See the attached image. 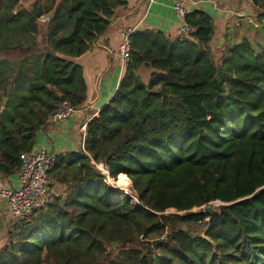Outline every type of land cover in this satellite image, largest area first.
<instances>
[{
	"label": "trees",
	"instance_id": "1",
	"mask_svg": "<svg viewBox=\"0 0 264 264\" xmlns=\"http://www.w3.org/2000/svg\"><path fill=\"white\" fill-rule=\"evenodd\" d=\"M243 1L264 24V0ZM18 2L0 0L2 176L18 172L62 102L84 107L78 61L127 7ZM43 15L50 20L40 25ZM184 22L187 37L130 36L125 73L86 124L83 148L50 166L65 196L19 221L0 264H264V44L226 40L217 62L211 16L193 11ZM100 164L111 184L131 183L138 204L107 184Z\"/></svg>",
	"mask_w": 264,
	"mask_h": 264
},
{
	"label": "crops",
	"instance_id": "2",
	"mask_svg": "<svg viewBox=\"0 0 264 264\" xmlns=\"http://www.w3.org/2000/svg\"><path fill=\"white\" fill-rule=\"evenodd\" d=\"M213 3H216L215 7ZM250 6L249 2L243 0H199L197 6L188 5V10L204 11L211 16L217 32L216 42L214 40L212 44H218L216 47L223 44L224 47L229 36L226 18H230L224 12L233 9L244 14ZM182 24L167 0H156L151 5L147 0H127V7L117 13L109 31L78 61L83 67L87 86L84 107L65 121L49 123L45 130L37 134L33 152L44 150L49 155H58L82 147L86 124L110 101L125 73L118 59L123 30L136 28L138 31L151 30L167 37L183 38L180 33ZM19 186L18 172L11 176L0 174V190L18 189ZM50 189L57 194L52 186ZM18 223L9 212L5 199L0 198V251L8 242L9 232Z\"/></svg>",
	"mask_w": 264,
	"mask_h": 264
},
{
	"label": "built area",
	"instance_id": "3",
	"mask_svg": "<svg viewBox=\"0 0 264 264\" xmlns=\"http://www.w3.org/2000/svg\"><path fill=\"white\" fill-rule=\"evenodd\" d=\"M149 5L156 0H147ZM172 11L183 22L180 33L187 37L192 33V29L184 22L185 16L189 13L188 5H196L199 0H167ZM233 1V0H232ZM23 0H19L18 5H22ZM214 7L216 3H213ZM231 19L243 18L245 14H240L233 9L226 10ZM16 14V10L13 11ZM49 15H43L38 19V24H47ZM136 28H126L121 32V41L118 50V59L123 70L130 59V36ZM77 110L68 102H62L58 110L49 119V123H60L70 118ZM84 142V139H83ZM83 148V144H82ZM55 155H49L44 150L38 152H23L20 154V167L18 170V189L0 190V198L5 199L9 212L16 221H27L36 212L47 210L53 204V193L50 189L51 183L48 179L50 166ZM104 174H107L103 171Z\"/></svg>",
	"mask_w": 264,
	"mask_h": 264
},
{
	"label": "rangeland",
	"instance_id": "4",
	"mask_svg": "<svg viewBox=\"0 0 264 264\" xmlns=\"http://www.w3.org/2000/svg\"><path fill=\"white\" fill-rule=\"evenodd\" d=\"M32 2L33 0H23L21 8L28 10L31 7ZM245 11L246 13H244L245 16L243 18H238V19L226 18V28L228 27L227 31L229 33V36L226 38V40L237 42L243 38H246L250 40L253 44L254 43H258L260 45L264 44V24L263 22L262 23L258 22V15H259L260 10L256 7L255 8L251 7V8L246 9ZM216 39H217V32L215 33V36H214L215 42H216ZM218 40H221V39H218ZM216 46H218V44L216 43L212 44L214 51H216V54H215L216 61L219 62L220 53L222 52V49L224 47H223V44L220 45V47H216ZM96 168L100 170L102 174H104L103 172L105 171L104 167H102L103 171L102 169L98 168V165L96 166ZM104 175H106L107 184L112 189L114 190L117 189L118 192L132 197V202L134 204H138L135 196H133L131 183H130V186H131V190H130L128 183H124L126 185L122 183H116L113 185L108 181L107 174H104ZM52 187L55 193H57L58 195H62V197L65 196L64 188L55 186L54 184L52 185ZM213 205L217 207L220 204L217 202V203H214ZM197 210L198 209H194L193 211L195 212ZM169 213L176 214L174 210H169ZM21 222H27V221H21ZM118 247L119 245L117 244V247L116 248L112 247V249H117Z\"/></svg>",
	"mask_w": 264,
	"mask_h": 264
},
{
	"label": "water",
	"instance_id": "5",
	"mask_svg": "<svg viewBox=\"0 0 264 264\" xmlns=\"http://www.w3.org/2000/svg\"><path fill=\"white\" fill-rule=\"evenodd\" d=\"M111 22H113V19L111 20ZM3 103H4V104L6 103V99L3 100ZM99 171H100V170H99ZM214 208H215V206H214V207H213V206L205 207V208H203V213H204L205 215H211L212 212L214 211ZM112 247H113V248H116V247H117V243H112Z\"/></svg>",
	"mask_w": 264,
	"mask_h": 264
},
{
	"label": "bare ground",
	"instance_id": "6",
	"mask_svg": "<svg viewBox=\"0 0 264 264\" xmlns=\"http://www.w3.org/2000/svg\"><path fill=\"white\" fill-rule=\"evenodd\" d=\"M102 167H103L102 165H99V166H98V168H99V169H102V171H103V168H102Z\"/></svg>",
	"mask_w": 264,
	"mask_h": 264
}]
</instances>
